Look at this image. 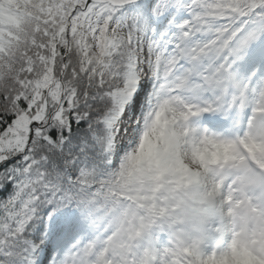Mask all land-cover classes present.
Masks as SVG:
<instances>
[{
  "label": "snow or ice",
  "instance_id": "obj_1",
  "mask_svg": "<svg viewBox=\"0 0 264 264\" xmlns=\"http://www.w3.org/2000/svg\"><path fill=\"white\" fill-rule=\"evenodd\" d=\"M254 176L264 0H0V264H264Z\"/></svg>",
  "mask_w": 264,
  "mask_h": 264
},
{
  "label": "clouds",
  "instance_id": "obj_2",
  "mask_svg": "<svg viewBox=\"0 0 264 264\" xmlns=\"http://www.w3.org/2000/svg\"><path fill=\"white\" fill-rule=\"evenodd\" d=\"M237 186L240 189L238 198L243 203L239 207L231 206L229 219L239 238L247 239L253 233L264 232V178L254 176Z\"/></svg>",
  "mask_w": 264,
  "mask_h": 264
},
{
  "label": "rangeland",
  "instance_id": "obj_3",
  "mask_svg": "<svg viewBox=\"0 0 264 264\" xmlns=\"http://www.w3.org/2000/svg\"><path fill=\"white\" fill-rule=\"evenodd\" d=\"M224 212H226V209L222 211H216L212 214H210L206 218V222L209 225H213L217 228H219V234L218 239H226V242L228 239H230L231 235V226H230V220L224 215Z\"/></svg>",
  "mask_w": 264,
  "mask_h": 264
}]
</instances>
